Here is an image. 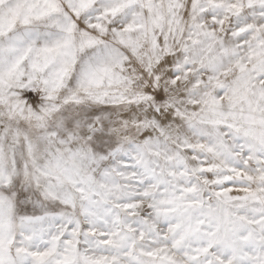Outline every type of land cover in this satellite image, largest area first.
I'll list each match as a JSON object with an SVG mask.
<instances>
[{"label":"snow or ice","instance_id":"snow-or-ice-1","mask_svg":"<svg viewBox=\"0 0 264 264\" xmlns=\"http://www.w3.org/2000/svg\"><path fill=\"white\" fill-rule=\"evenodd\" d=\"M0 264H264V0H0Z\"/></svg>","mask_w":264,"mask_h":264}]
</instances>
